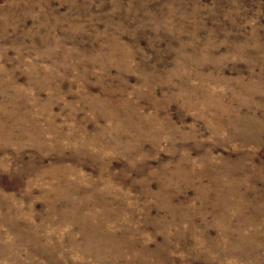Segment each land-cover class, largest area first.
I'll list each match as a JSON object with an SVG mask.
<instances>
[{
	"label": "rangeland",
	"instance_id": "1",
	"mask_svg": "<svg viewBox=\"0 0 264 264\" xmlns=\"http://www.w3.org/2000/svg\"><path fill=\"white\" fill-rule=\"evenodd\" d=\"M0 264H264V0H0Z\"/></svg>",
	"mask_w": 264,
	"mask_h": 264
}]
</instances>
